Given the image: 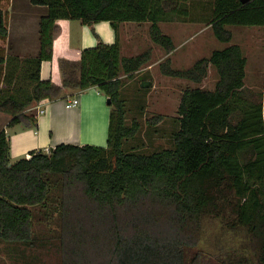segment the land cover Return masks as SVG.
Wrapping results in <instances>:
<instances>
[{
    "label": "trees",
    "instance_id": "1",
    "mask_svg": "<svg viewBox=\"0 0 264 264\" xmlns=\"http://www.w3.org/2000/svg\"><path fill=\"white\" fill-rule=\"evenodd\" d=\"M44 5L39 50L8 54V11L0 7V112L8 125L37 127L27 109L43 100L95 87L111 98L106 146L59 143L14 161L0 130V249L12 264H264V92L245 83L247 58L239 44L214 49L191 66L163 64L164 74L196 84L183 90L172 144L149 153L127 149L139 121L125 123L122 75L149 59L124 55L123 22H149L152 41L175 48L159 23L186 15L190 0H29ZM59 19L79 20L96 36L76 61L59 60V84L43 80L41 62L53 58ZM107 21L113 43L93 24ZM214 37L231 41L229 26L264 27V0H213L207 21ZM210 68L212 90L198 87ZM59 219L40 235L35 222ZM244 236L238 246L209 252L201 245L207 220Z\"/></svg>",
    "mask_w": 264,
    "mask_h": 264
},
{
    "label": "rangeland",
    "instance_id": "2",
    "mask_svg": "<svg viewBox=\"0 0 264 264\" xmlns=\"http://www.w3.org/2000/svg\"><path fill=\"white\" fill-rule=\"evenodd\" d=\"M212 2L213 0H190L189 3L182 6L187 10L186 15H175L170 20L159 23L161 31L170 35L174 42L175 48L169 53L152 41L149 34V22L129 21L120 24L118 40L121 53L135 55L148 51L150 55V59L138 70L130 76L122 75L121 79L119 92L120 97L124 100L125 123L130 125L133 120H138L140 127L135 137L125 142L127 149L135 148V150L149 153L161 148H168L172 144V133L177 129L173 128L175 126L173 122H175L174 118L182 92L185 88L196 84L187 79L164 74L163 64L174 68H186L191 66L197 57L203 56L208 51L210 53L212 50L223 48L228 44L242 42L245 47H248L249 56L254 55L255 57L248 67H245L246 78L253 86L250 89L255 92H264L263 62L261 59L256 61L259 60L258 56H261L263 52L260 48L264 47V27L229 26L233 37L230 42L224 43L214 37L207 24L211 16ZM28 4L32 5L29 0ZM60 21L63 22V29L60 32L59 43L71 50L70 53L76 58L80 54V47L84 39L95 35L89 25H85L79 20L64 19ZM94 25L93 31L103 42L111 38L110 25L109 27L100 25V36L95 31ZM87 32L88 34H86ZM32 37H27V39L30 40ZM209 71L208 77L212 78L215 71L213 68H210ZM144 80L151 81L152 85L142 88L140 84ZM202 82L200 84H203ZM106 98L105 103L107 104ZM35 223L36 230L40 235L49 231L51 238H54L60 229V222L56 216L51 220ZM242 239L244 240V236L224 230L217 220L208 219L205 222L201 245L209 252H219L221 248L228 250L231 246H238ZM0 264H12L2 249H0Z\"/></svg>",
    "mask_w": 264,
    "mask_h": 264
},
{
    "label": "crops",
    "instance_id": "3",
    "mask_svg": "<svg viewBox=\"0 0 264 264\" xmlns=\"http://www.w3.org/2000/svg\"><path fill=\"white\" fill-rule=\"evenodd\" d=\"M0 7L8 11V35L5 41H3L5 52L8 54H16L21 57L36 55L39 50V21L41 16L45 15L47 12L46 6L30 5L28 4V0H0ZM60 20L64 19L56 21L59 26V33L54 38L53 58L51 60L42 61L40 70V76L43 80L49 79L57 84L61 81L59 60L65 58L76 61L80 57V54H78L79 56L76 58L73 57V54L70 53L71 50L59 43L60 32L63 29V22ZM100 25L109 27V23L107 21L95 23V31L99 36ZM29 29H31V31H28ZM86 34H88V32ZM30 36L33 37L28 40L27 37ZM114 39L115 36L112 30L111 38L104 42L110 44L113 43ZM238 40L240 41V39ZM96 43V37L90 35L82 42L80 47L81 51ZM235 44L241 46L247 58L245 66L247 68L251 60L255 57L254 55L252 57L249 56V49L247 46L245 47L242 42ZM260 49L263 50V52L261 56H258L259 60L256 61H260L261 59L264 66V47ZM207 53L203 56H208L210 54ZM200 57L202 56L197 58ZM245 72V83L248 84L247 86L253 87L249 84L248 78H246V69ZM208 75L202 80L203 84L199 83L198 87L208 90L214 88V84L217 80L216 73H214L212 78H209ZM208 79L210 80L207 81ZM71 94L72 91H67L59 99L43 100L29 106L27 111L36 116L37 127L35 129L31 127L24 128L19 124L10 126L8 125L11 119L10 115L0 112V130L4 129L9 136L10 156L12 161L20 157L29 156L30 152L33 150H48L59 143L106 146L110 114V106L105 103L106 96L95 87L87 88L79 94ZM68 95L77 96L79 100L78 104L67 107L66 97ZM179 116L180 115L176 113L174 118L175 122H173L175 126L173 128H179Z\"/></svg>",
    "mask_w": 264,
    "mask_h": 264
},
{
    "label": "water",
    "instance_id": "4",
    "mask_svg": "<svg viewBox=\"0 0 264 264\" xmlns=\"http://www.w3.org/2000/svg\"><path fill=\"white\" fill-rule=\"evenodd\" d=\"M243 3L247 2L248 0H241ZM152 85L151 81H148V80H144L141 82L140 86L142 88H147V87H150ZM106 101H107V104L110 105L111 103V98L110 97H107L106 98Z\"/></svg>",
    "mask_w": 264,
    "mask_h": 264
},
{
    "label": "built area",
    "instance_id": "5",
    "mask_svg": "<svg viewBox=\"0 0 264 264\" xmlns=\"http://www.w3.org/2000/svg\"><path fill=\"white\" fill-rule=\"evenodd\" d=\"M66 100H67V102H66V106H67V107L74 106V105L78 104V102H79L77 96L72 97V96H69V95H68V96L66 97Z\"/></svg>",
    "mask_w": 264,
    "mask_h": 264
}]
</instances>
